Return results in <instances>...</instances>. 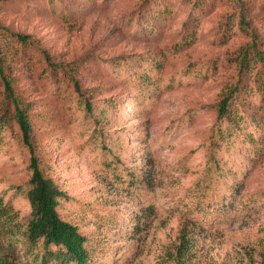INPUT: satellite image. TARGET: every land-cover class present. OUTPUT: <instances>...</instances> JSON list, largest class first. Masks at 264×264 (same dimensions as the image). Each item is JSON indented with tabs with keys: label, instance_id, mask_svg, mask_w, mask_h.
<instances>
[{
	"label": "rangeland",
	"instance_id": "1",
	"mask_svg": "<svg viewBox=\"0 0 264 264\" xmlns=\"http://www.w3.org/2000/svg\"><path fill=\"white\" fill-rule=\"evenodd\" d=\"M192 1L0 0L2 62L23 99L46 114L38 130L67 197L61 212L101 244L96 264H264V93L233 92L231 136L200 200L207 143L218 135L214 105L259 67L255 50L264 52V0L197 10ZM189 13L196 21L182 41ZM9 32L32 37L30 61ZM42 50L52 63L82 61L74 74L84 94L109 110L100 132L66 78L50 80ZM136 67L154 78L149 91L130 74ZM3 91L0 80V114ZM17 131L0 120V205L14 220L29 213L17 189L29 176ZM137 181L147 194L134 190ZM0 249L5 264H34L17 246Z\"/></svg>",
	"mask_w": 264,
	"mask_h": 264
},
{
	"label": "trees",
	"instance_id": "2",
	"mask_svg": "<svg viewBox=\"0 0 264 264\" xmlns=\"http://www.w3.org/2000/svg\"><path fill=\"white\" fill-rule=\"evenodd\" d=\"M190 1L192 0H187L188 3ZM209 1L193 0L191 8L192 10L207 8L214 2V0ZM195 14L197 15V13H189L188 20L183 24L182 41L192 33V26L196 21ZM3 28L4 26L0 25L1 31ZM9 35L15 38V43L19 46L17 50L23 60L30 61L33 55H36L32 52L35 44L32 42L30 35L14 32H9ZM40 56L46 62L44 67L50 80L55 83L60 81L62 75L66 78L69 87H72L77 103L85 112L86 119L89 122L91 121L92 126L97 127L93 129L92 133L97 134L98 131L100 132L105 126L106 115L109 110L107 107L100 110L97 107L98 104L84 94V89L74 74L76 67L83 64L82 61L79 63L78 61L72 62L71 64L52 63L49 61L50 55L45 50L40 52ZM253 62L259 63V67L253 72L247 70L244 78H239L238 83H234L229 91L222 93V97L214 105L216 106L214 109L218 135H211L207 143V150L209 151L207 156L209 174L207 178L209 182L207 181L201 187V201L204 198L208 199L211 193L209 189L212 175L213 172L218 170L216 153L224 142L225 136H231V129L228 125L230 119L235 117L237 113L234 100L231 99L233 92L238 90L248 96H252L254 91L264 93V52L262 53L256 49ZM118 64H121L120 61ZM152 67H150L151 70ZM244 68H248V65ZM251 69H255V65L251 66ZM138 70L136 67L130 74H139L141 71ZM98 74V72L92 73L90 78L92 76L97 78ZM13 78L14 76L8 72L6 65L2 62L0 52V80L4 89V102L0 120L3 123H12L17 126L16 138L19 145L27 150L26 168L29 174L28 180L17 186L21 198L29 206L28 215L25 218L14 220L13 214L7 213L5 207L0 205V247L9 249L17 246L23 256L32 260L34 264H96V250L101 244L90 238L88 234L83 233L78 223L68 219L67 215L61 212L62 202L67 197L50 175L48 153L43 147L44 136L38 130L39 125L44 122L46 114L35 111L37 107L34 106V103L23 99ZM138 78L142 89L149 91L148 88L154 82L150 71L140 73ZM120 79L121 77L117 78V80ZM148 189L150 187L146 183L138 181L134 188L140 195L141 193L147 194ZM138 199L141 200L140 197ZM147 206L151 208V203H147ZM4 240L6 243H3ZM181 244L184 246L183 243ZM1 250L3 249H0V252H2ZM0 264H5V259L1 256Z\"/></svg>",
	"mask_w": 264,
	"mask_h": 264
}]
</instances>
